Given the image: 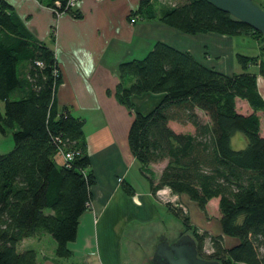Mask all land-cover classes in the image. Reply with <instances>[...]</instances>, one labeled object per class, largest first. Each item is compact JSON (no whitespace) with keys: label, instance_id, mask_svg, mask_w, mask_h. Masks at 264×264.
Wrapping results in <instances>:
<instances>
[{"label":"trees","instance_id":"trees-1","mask_svg":"<svg viewBox=\"0 0 264 264\" xmlns=\"http://www.w3.org/2000/svg\"><path fill=\"white\" fill-rule=\"evenodd\" d=\"M42 1L54 11L79 16L68 0ZM255 1L264 9V0ZM136 17H159L187 34L249 35L264 41L262 33L232 20L209 0H178L160 14L150 0H140L129 14L131 20ZM53 45V31L48 41L34 38L14 7L0 0V131H10L13 139L12 149L0 154V264H37L34 249L17 248L23 239L40 233L53 237L58 257L70 256L68 244L76 238L96 182L85 119L55 99L61 73ZM260 49L258 55L237 53L242 71L231 74L163 41L155 42L144 58L119 66L116 97L129 109L133 95L163 94L148 112H134L127 134L131 154L152 194L167 187L202 211L210 199H218L220 235L199 232L182 207L165 205L191 233L198 254L220 264H264V134L257 113H264V100L257 74L249 72L257 65L264 74V47ZM236 99L245 100L252 111H238ZM171 121L194 130L177 132ZM236 133L244 140L239 149L232 145ZM61 151L73 156L58 164L55 156ZM162 162L155 181L150 165ZM122 189L133 194L127 182ZM223 236L237 242L224 245ZM206 238L209 253L204 250Z\"/></svg>","mask_w":264,"mask_h":264},{"label":"crops","instance_id":"crops-1","mask_svg":"<svg viewBox=\"0 0 264 264\" xmlns=\"http://www.w3.org/2000/svg\"><path fill=\"white\" fill-rule=\"evenodd\" d=\"M139 1L78 0L75 11L79 16L75 17L70 13L56 16L42 0H7L34 38L47 41L53 31V48L61 73L55 99L58 105L69 106L85 119L87 150L96 177L91 187L90 204L79 219L76 238L68 244L70 256L55 254V240L51 241L49 249H45L41 244L49 239L46 233L25 238L18 244V251L28 248L36 251L37 264H151L154 249L160 241L158 238L163 235L167 241H173L183 232L180 219L172 223L160 219L154 205L160 203L153 198L149 182L141 191L135 186L138 176L132 169L143 174L127 141L134 112H148L163 94L145 92L133 95V108L129 109L116 97L119 66L128 60L144 58L155 42L163 41L190 52L209 67L227 74L238 73L242 71L236 60V54L241 53L236 51L240 44L229 35L213 32L187 34L162 22L159 17L131 20L129 14L137 8ZM150 1L160 14L178 0ZM247 36L250 40L246 44L253 50L252 55L260 54V45L264 47V41ZM249 72L257 74V89L264 100V75L258 71L257 65H251ZM239 100L236 99V103ZM241 101L248 108L241 111L236 105L238 111L251 112L249 104ZM257 113L261 119L260 111ZM198 114L203 115L201 111ZM187 125L191 128L176 131L193 132L192 125ZM238 141L242 143L243 137L238 136ZM55 161L62 162L60 152ZM160 164L155 181L165 162ZM119 177H122L120 182ZM123 182L133 188V194L122 189ZM178 197L188 199L184 206L188 207L191 223L198 229L211 232L208 219L217 217L219 222V209L208 214L186 195ZM212 201L218 204V199L212 198L206 206ZM218 224L214 232L220 235L222 230L220 222ZM223 237L224 245L237 242L235 238Z\"/></svg>","mask_w":264,"mask_h":264},{"label":"water","instance_id":"water-1","mask_svg":"<svg viewBox=\"0 0 264 264\" xmlns=\"http://www.w3.org/2000/svg\"><path fill=\"white\" fill-rule=\"evenodd\" d=\"M216 7L230 14L234 21H241L264 35V9L255 0H209ZM151 264H220L217 260L201 257L195 239L189 233H181L169 242L158 238Z\"/></svg>","mask_w":264,"mask_h":264},{"label":"rangeland","instance_id":"rangeland-1","mask_svg":"<svg viewBox=\"0 0 264 264\" xmlns=\"http://www.w3.org/2000/svg\"><path fill=\"white\" fill-rule=\"evenodd\" d=\"M234 42H237L239 43L240 45H238V47H236V51L238 52H241L242 54H246V55H252L254 52L253 50L250 48V46H248L246 44V42L248 40H250L248 38L247 35H237V36H234ZM48 41V40H47ZM242 45V46H241ZM262 51V50H261ZM237 64V63H236ZM264 75V74H263ZM236 105L239 107V109L241 111H245L248 107V105L244 102V101H241L239 100L238 103H236ZM0 109L1 111H3L4 109V103L2 101H0ZM261 113V127H262V134H264V113L263 112H260ZM170 126L176 131V130H186L187 128H191L190 126L188 127L187 124H180L178 122L174 123V122H171L170 123ZM238 136H242L241 133H236L233 137H232V145L235 149H239L241 148L243 145H244V142H239L238 141ZM13 147V139H12V134L10 131H7L6 133H2L0 131V154L1 153H6L8 151H10ZM135 168V167H134ZM160 168H161V164L158 163V164H153V166L151 167V170L154 172V174H157L159 171H160ZM132 172L134 174H136L138 176V181L135 183V186L141 191L142 189H144L146 186H148V180L146 179V177H144V175H141L140 172L137 170V169H132ZM132 177V176H131ZM164 189L166 188H162V189H158L156 191L155 194H153V198L159 202L160 204L154 203L156 209H157V212L158 214L160 215V219H165L166 222L168 223H172L175 219H177L171 211L168 210V208L166 207V203L169 202L171 203L172 205L174 204H178V203H182L183 204V208L182 210L184 212H188V207L187 206H184V202H186V200H188L186 197H184V200L180 197H175V199L173 201H168L169 197L172 195L169 191V189H166L167 192L163 191ZM159 191H162L163 194H158ZM216 200V199H214ZM206 211L208 214H213V213H216V211L218 212V204H217V201H212L208 204V206H206ZM203 214V213H202ZM206 216H209L207 214H205ZM210 222L208 224H210V226L212 227V231L208 232L209 234H215L217 235L214 230H217L218 229V220H217V217H213V218H210L208 219ZM191 222V221H190ZM192 224V223H191ZM199 232H204L205 230L204 229H198ZM183 232L184 233H189L191 235V233L189 231H186L184 230V227H183ZM182 233V232H181ZM47 236H48V240L45 239L43 241V243L41 244L45 249H49L50 248V243L51 241H54L53 237L46 233ZM192 236V235H191ZM50 240V241H49ZM197 244V242H196ZM41 246V248H42ZM209 247H210V241H209V238H206L205 239V243H204V250L205 252H207L209 250ZM39 248V247H38ZM37 251H39L37 249Z\"/></svg>","mask_w":264,"mask_h":264},{"label":"built area","instance_id":"built-area-1","mask_svg":"<svg viewBox=\"0 0 264 264\" xmlns=\"http://www.w3.org/2000/svg\"><path fill=\"white\" fill-rule=\"evenodd\" d=\"M77 2H78V0H68V1H67V5L70 6V7H74V6H76ZM56 4L58 5L59 2H56ZM53 11H54V10H53ZM54 13H55L56 16H59V15L63 14L62 12H57V11H54ZM38 64L41 65V62H38ZM60 153H61V155H62V161H63V162H67V161L70 160V159L72 158V156H73V153L70 152V151H68V152H67V151H66V152L61 151ZM118 181H119V182L122 181V177H119V178H118ZM166 189H169V188L166 187ZM166 189H164L163 191L167 192ZM169 191H170V190H169ZM170 193H171V192H170ZM158 194H163V192H162V191H159ZM175 197H177V195H176V194H172V195L169 197L168 201H173V200L175 199ZM176 205H178V206H180V207L183 208V205H182V204H179V203H178V204H176ZM209 252H211V247H209V250L207 251V253H209Z\"/></svg>","mask_w":264,"mask_h":264},{"label":"flooded vegetation","instance_id":"flooded-vegetation-1","mask_svg":"<svg viewBox=\"0 0 264 264\" xmlns=\"http://www.w3.org/2000/svg\"><path fill=\"white\" fill-rule=\"evenodd\" d=\"M182 233H184V232H182ZM169 242H171V241H169Z\"/></svg>","mask_w":264,"mask_h":264}]
</instances>
